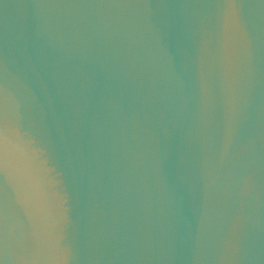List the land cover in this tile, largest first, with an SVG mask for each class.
<instances>
[{
  "label": "water",
  "instance_id": "95a60500",
  "mask_svg": "<svg viewBox=\"0 0 264 264\" xmlns=\"http://www.w3.org/2000/svg\"><path fill=\"white\" fill-rule=\"evenodd\" d=\"M0 264H264V0H0Z\"/></svg>",
  "mask_w": 264,
  "mask_h": 264
}]
</instances>
